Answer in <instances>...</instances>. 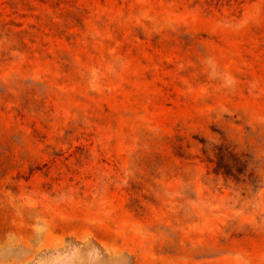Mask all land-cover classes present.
<instances>
[{
	"label": "rangeland",
	"instance_id": "rangeland-1",
	"mask_svg": "<svg viewBox=\"0 0 264 264\" xmlns=\"http://www.w3.org/2000/svg\"><path fill=\"white\" fill-rule=\"evenodd\" d=\"M0 264H264V0H0Z\"/></svg>",
	"mask_w": 264,
	"mask_h": 264
},
{
	"label": "trees",
	"instance_id": "trees-1",
	"mask_svg": "<svg viewBox=\"0 0 264 264\" xmlns=\"http://www.w3.org/2000/svg\"><path fill=\"white\" fill-rule=\"evenodd\" d=\"M215 149V171L225 178L244 181L246 176L253 174L254 170H249L251 158L240 152L234 144L221 142Z\"/></svg>",
	"mask_w": 264,
	"mask_h": 264
}]
</instances>
